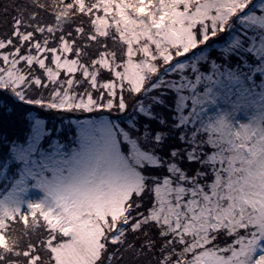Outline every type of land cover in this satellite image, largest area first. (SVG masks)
Masks as SVG:
<instances>
[{
  "label": "snow or ice",
  "instance_id": "1",
  "mask_svg": "<svg viewBox=\"0 0 264 264\" xmlns=\"http://www.w3.org/2000/svg\"><path fill=\"white\" fill-rule=\"evenodd\" d=\"M0 264H264V0H0Z\"/></svg>",
  "mask_w": 264,
  "mask_h": 264
}]
</instances>
